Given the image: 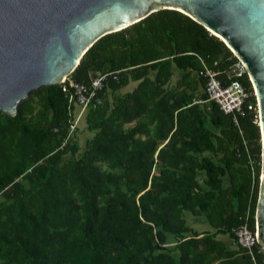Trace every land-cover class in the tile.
Wrapping results in <instances>:
<instances>
[{"label":"trees","instance_id":"trees-1","mask_svg":"<svg viewBox=\"0 0 264 264\" xmlns=\"http://www.w3.org/2000/svg\"><path fill=\"white\" fill-rule=\"evenodd\" d=\"M198 57L223 84L239 63L202 25L159 10L0 114V264H254L234 230L255 229L259 126L207 101ZM99 75L102 103L76 122L73 84ZM254 258L264 264L260 246Z\"/></svg>","mask_w":264,"mask_h":264},{"label":"water","instance_id":"water-1","mask_svg":"<svg viewBox=\"0 0 264 264\" xmlns=\"http://www.w3.org/2000/svg\"><path fill=\"white\" fill-rule=\"evenodd\" d=\"M159 10L220 39L246 71L258 105L261 177L255 231L264 254V0H0V114L62 83L101 37Z\"/></svg>","mask_w":264,"mask_h":264},{"label":"built area","instance_id":"built-area-1","mask_svg":"<svg viewBox=\"0 0 264 264\" xmlns=\"http://www.w3.org/2000/svg\"><path fill=\"white\" fill-rule=\"evenodd\" d=\"M198 58L202 64V68L199 70L198 74L205 79L207 101L214 102L223 114L230 115L235 125H238L239 117H244L249 113L254 115L255 122L259 124L258 105L254 92L252 96H254L255 100L252 102L250 100L251 93L238 79L246 73L240 62L233 67V75L228 77V83L223 84L218 77L219 72L215 68L217 62H214L212 66H210L206 64L201 57ZM104 79L105 75L93 76L90 78V86L88 87L80 84H73L76 104L79 107L76 122L90 107L94 108L102 103L101 98L98 96V92L104 86ZM71 129L73 130L74 126L71 127ZM260 165L262 166L261 162ZM251 168L252 175H254L252 163ZM234 238L235 245L245 250L251 257L253 263L256 264L254 258L255 250L257 246L260 245L257 240L255 229L252 231L246 225H241L234 230ZM261 249L262 247L260 246V251H262Z\"/></svg>","mask_w":264,"mask_h":264},{"label":"rangeland","instance_id":"rangeland-1","mask_svg":"<svg viewBox=\"0 0 264 264\" xmlns=\"http://www.w3.org/2000/svg\"><path fill=\"white\" fill-rule=\"evenodd\" d=\"M178 76V72L174 75V77L172 78L171 82L172 83H175L174 81L176 80L175 77ZM79 129H78V132L76 133V139L79 143V145L82 147L85 143V140L88 138V137H91V134H89L86 130H85V124L83 122H80L79 121ZM186 218H187V221H189L191 218H190V214H186ZM195 227L198 228V230H204L207 228V226L205 224H203V220L197 222V224H195ZM208 229V228H207Z\"/></svg>","mask_w":264,"mask_h":264},{"label":"crops","instance_id":"crops-1","mask_svg":"<svg viewBox=\"0 0 264 264\" xmlns=\"http://www.w3.org/2000/svg\"><path fill=\"white\" fill-rule=\"evenodd\" d=\"M177 73V70H174V75ZM179 76V75H178ZM178 76L177 77H175V79L177 80V78H178ZM174 77V76H173ZM131 87H133V86H131Z\"/></svg>","mask_w":264,"mask_h":264}]
</instances>
